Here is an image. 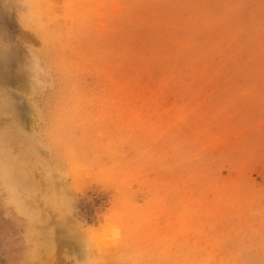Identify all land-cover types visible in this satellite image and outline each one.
<instances>
[{"label":"rangeland","instance_id":"obj_1","mask_svg":"<svg viewBox=\"0 0 264 264\" xmlns=\"http://www.w3.org/2000/svg\"><path fill=\"white\" fill-rule=\"evenodd\" d=\"M0 264H264V0H0Z\"/></svg>","mask_w":264,"mask_h":264},{"label":"clouds","instance_id":"obj_2","mask_svg":"<svg viewBox=\"0 0 264 264\" xmlns=\"http://www.w3.org/2000/svg\"><path fill=\"white\" fill-rule=\"evenodd\" d=\"M114 235H117V236L119 235V229L118 228L114 230Z\"/></svg>","mask_w":264,"mask_h":264},{"label":"bare ground","instance_id":"obj_3","mask_svg":"<svg viewBox=\"0 0 264 264\" xmlns=\"http://www.w3.org/2000/svg\"><path fill=\"white\" fill-rule=\"evenodd\" d=\"M49 216H50V214H49ZM66 220V219H65ZM67 221V220H66ZM65 222V221H64ZM49 228V227H48ZM52 228V227H51ZM48 238V237H47ZM52 242V241H51ZM53 245V244H52ZM53 248V247H52Z\"/></svg>","mask_w":264,"mask_h":264}]
</instances>
